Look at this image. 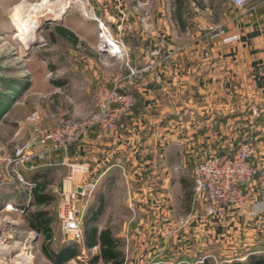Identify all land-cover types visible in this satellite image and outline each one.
Listing matches in <instances>:
<instances>
[{"label": "crops", "instance_id": "1", "mask_svg": "<svg viewBox=\"0 0 264 264\" xmlns=\"http://www.w3.org/2000/svg\"><path fill=\"white\" fill-rule=\"evenodd\" d=\"M185 3L190 13H183L182 25L167 13L166 0H156L152 19L141 17L139 0L131 8L124 4L129 15L124 30L142 43H128V63L140 69L131 90L137 109L131 107L121 117L114 134L99 138L91 128L66 152L52 153L48 162L29 164L33 170L48 164L65 165L67 171L73 166L76 181H93V192L80 198L83 212L88 204L102 201L98 229L108 226L115 237L126 241L124 248L129 242L151 245L139 264L154 251L160 255L155 258L158 254H153L150 264H171L169 256L175 246L182 256L188 255L193 246L190 239H194L196 251H202L205 233L231 237L238 243L230 251L244 253L243 258L264 251V227L258 228L255 217L249 215L252 203L263 196L256 180L247 186L250 200L244 207H226L220 224L209 222L201 210L176 235H158L175 213L168 190L171 171L190 173L203 152L230 151L237 138H252L253 163L258 169L264 164V0H250L243 9L232 0ZM217 30L222 32L216 35ZM176 34H185L187 40L174 47ZM74 37L75 43H69L76 47L80 36ZM72 54L74 68L81 69L79 77L84 81L74 80L72 91L79 94L71 100L82 108L80 116H86L96 87L111 85L112 75L123 77L127 68L116 58L118 65L109 69L92 52ZM62 180L57 178L55 185L59 187ZM176 182L181 186L180 177ZM122 187L125 191L116 194V188ZM180 263L188 262L180 259Z\"/></svg>", "mask_w": 264, "mask_h": 264}, {"label": "rangeland", "instance_id": "2", "mask_svg": "<svg viewBox=\"0 0 264 264\" xmlns=\"http://www.w3.org/2000/svg\"><path fill=\"white\" fill-rule=\"evenodd\" d=\"M36 1L39 0H0V176L6 175V171L10 173L15 146L28 137L35 126H54L67 116L84 117L78 113L82 108L74 106L71 100L73 95L79 94V92L72 91V85L76 81H84L83 78L79 77L81 69L77 68L75 70L74 68L73 52L89 54L92 52L96 56H100L103 61L105 60L104 62L108 63L109 69L118 65L114 57L113 60H110L99 53L100 50L96 45L99 33L97 20L105 23L112 36H120L129 49L128 43L124 40V36L127 35L124 30V20L129 16L124 4L130 5L129 8H131L135 0H75L65 8L58 19L46 18L38 23L34 30L37 37H39L37 41L30 43L25 40L20 41L12 36L16 27L15 21L26 15L28 10L26 6L19 4L23 2L24 5H29ZM50 1L59 4L63 0ZM194 1L210 4V0ZM139 2H141L139 10L141 17L150 16V19L154 18L152 6L156 3V0H139ZM166 2L168 3L166 11L174 18V0H166ZM116 14L121 15L120 19ZM141 23L143 24V21ZM56 26L66 28L78 38L80 36L81 39H78L80 42L76 47L57 35ZM175 28L174 30L178 32V28ZM143 29L148 30L147 27H143ZM128 35H130V32ZM176 36L177 38L173 39L174 47L180 46L187 40L185 34H176ZM115 76L116 74L112 75V77ZM58 83L61 85L59 88L56 87ZM48 159L35 158V160L32 159L21 166L20 173L23 180L25 181V176L33 170L29 167V164L33 161L48 162ZM41 169L49 170L54 177V181L49 185V188L55 199L48 206V210L52 214L51 246L57 247L69 240L60 232L56 216L58 194L54 191V189H58V186L55 185L57 184V178L64 177L67 167L65 165L48 164L42 166ZM170 174L172 182L168 186V190L172 197L173 211H175L171 219L174 226L171 235H176L179 229L184 226H179L177 223L178 217L181 215L189 216L188 224L192 216L196 212L199 213L202 207L198 202L193 201V181L190 173L171 171ZM179 177L181 178V186L176 182ZM116 189H118V193H116L118 195L125 191L123 187ZM188 192L191 196L189 207L188 202L184 199ZM26 200L27 187H23L18 180L9 185L0 186V264H54L41 251L45 241L43 234L31 229L25 220V212L20 211L21 208L23 209ZM79 203L81 206L84 205L80 201ZM204 218L206 219V216ZM208 219L213 224H220L218 220ZM113 221V225H115L116 221ZM153 237H156V235H153ZM204 238L205 246L202 251H196L195 241L193 239L191 242L192 239H190L189 244L193 246L189 247L191 251L185 256H182L180 249H176L175 246V250L169 256L171 264H201L203 260H207L208 264H224L228 263V259L230 261L245 262L251 256L248 254L243 258L244 253L239 254L230 251V246L236 247L234 242L237 241L231 240V237H226L224 234L216 238V236L211 237V234L207 236V233H205ZM120 240L123 242L122 239ZM124 242L126 243L125 240ZM124 242L123 244H125ZM150 247L151 245L143 247V244L130 242L128 248L122 246L124 264H139L141 257L146 255L147 249ZM150 251L148 249V252ZM96 252L97 248L84 249L79 252L78 256L61 264H103L101 261L97 263L90 262V255ZM155 253L154 251L153 254ZM153 254L143 258V264H150L149 259ZM254 256L264 260V251L256 253ZM180 259H185L188 263H180Z\"/></svg>", "mask_w": 264, "mask_h": 264}, {"label": "built area", "instance_id": "3", "mask_svg": "<svg viewBox=\"0 0 264 264\" xmlns=\"http://www.w3.org/2000/svg\"><path fill=\"white\" fill-rule=\"evenodd\" d=\"M249 2L250 0H232L233 5L239 9L245 8ZM97 21L99 28L97 48L124 61L127 72L123 77H114L109 86L100 84L96 87L93 92V108L86 116L82 118L67 116L54 126H35L33 132L15 146L11 171L10 173L6 171V175L0 176V186L18 180L23 187H27L25 205L29 202L30 190L34 183L23 180L21 166L35 158H49L57 151L66 152L71 143L80 139L93 127L96 128V136L99 138L114 134L121 117L130 112L134 103L132 94L125 89L134 84L140 69L128 63V48L120 36H112L105 23ZM221 32L222 30H217L215 34ZM156 53L157 51H154L153 54ZM254 154V141L252 138H246L236 146L230 156L203 152L196 159L190 171L193 201L201 205L207 218L221 220L226 207H244L250 200L247 186L256 180L263 196L252 203L249 215L255 217V225L258 228L264 227V164L258 169L253 163ZM76 170L70 166L61 185L54 189L58 194L56 216L61 234L66 239L82 243L83 207L79 201L80 198L90 195L94 182L76 181ZM188 220L189 216L181 215L177 223L183 226ZM173 230V223L168 220L158 235L168 237Z\"/></svg>", "mask_w": 264, "mask_h": 264}, {"label": "trees", "instance_id": "4", "mask_svg": "<svg viewBox=\"0 0 264 264\" xmlns=\"http://www.w3.org/2000/svg\"><path fill=\"white\" fill-rule=\"evenodd\" d=\"M186 0H174L175 12L174 18L182 25L183 13L190 11L185 3ZM56 33L70 43H75L76 38L74 35L64 27L56 26ZM124 40L130 45L142 44L135 36L126 35ZM139 80V74L137 75L134 84L128 86L125 91L131 93L132 87L137 84ZM135 94V93H134ZM133 109H137V104L132 105ZM119 123V122H118ZM95 128V127H93ZM96 130V128H95ZM117 130V129H116ZM244 139L237 138L234 142V146L230 151H220L216 155L230 156L236 146ZM25 178L34 182V186L30 190V198L28 205L23 207L25 212V220L31 229L43 234L45 241L41 247V251L44 256L54 264H61L67 260L79 255L82 246L86 250H90L93 247H97V252L90 255V262H99L103 264H123V242L112 234V230L105 226L98 229L96 222L97 217L103 209L102 201H95L88 204L82 215V243H77L73 240H67L61 243L57 247L51 246L52 239V214L48 210V206L54 201V195L51 192L49 185L52 184L54 177L50 174L49 170H32ZM183 181V179H182ZM185 201L189 202L190 193L185 196ZM33 207L32 209H30ZM263 258H258L254 255L249 256L245 262L230 261L224 264H263ZM201 264H208L207 260H203ZM223 264V263H220Z\"/></svg>", "mask_w": 264, "mask_h": 264}, {"label": "bare ground", "instance_id": "5", "mask_svg": "<svg viewBox=\"0 0 264 264\" xmlns=\"http://www.w3.org/2000/svg\"><path fill=\"white\" fill-rule=\"evenodd\" d=\"M73 2L75 0H63L59 4H56L50 0H39L29 5H24L23 2L22 4L20 2L19 5L26 6L28 13L15 21L16 27L12 36L20 41L25 40L28 43L37 41L39 37H37L34 30L38 23L46 18L58 19L65 8Z\"/></svg>", "mask_w": 264, "mask_h": 264}, {"label": "water", "instance_id": "6", "mask_svg": "<svg viewBox=\"0 0 264 264\" xmlns=\"http://www.w3.org/2000/svg\"><path fill=\"white\" fill-rule=\"evenodd\" d=\"M100 51H103V52H104V50H103V49H100Z\"/></svg>", "mask_w": 264, "mask_h": 264}]
</instances>
